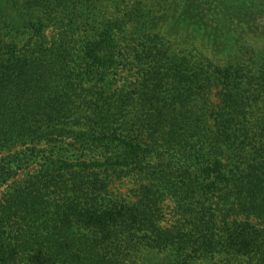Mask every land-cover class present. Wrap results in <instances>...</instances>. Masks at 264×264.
Returning a JSON list of instances; mask_svg holds the SVG:
<instances>
[{"label": "trees", "instance_id": "trees-1", "mask_svg": "<svg viewBox=\"0 0 264 264\" xmlns=\"http://www.w3.org/2000/svg\"><path fill=\"white\" fill-rule=\"evenodd\" d=\"M0 264H264V0H0Z\"/></svg>", "mask_w": 264, "mask_h": 264}, {"label": "rangeland", "instance_id": "rangeland-1", "mask_svg": "<svg viewBox=\"0 0 264 264\" xmlns=\"http://www.w3.org/2000/svg\"><path fill=\"white\" fill-rule=\"evenodd\" d=\"M216 99V98H215ZM128 188V184L120 189H122L123 192H126ZM172 206V205H171ZM170 213V216H169ZM171 210H168V214H167V220L165 221L164 225L169 226L171 225Z\"/></svg>", "mask_w": 264, "mask_h": 264}]
</instances>
